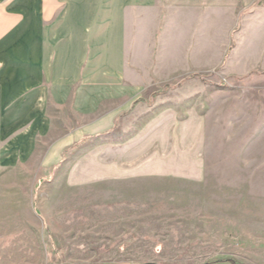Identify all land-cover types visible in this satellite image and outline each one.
Wrapping results in <instances>:
<instances>
[{
	"label": "rangeland",
	"instance_id": "obj_1",
	"mask_svg": "<svg viewBox=\"0 0 264 264\" xmlns=\"http://www.w3.org/2000/svg\"><path fill=\"white\" fill-rule=\"evenodd\" d=\"M186 3L132 0L130 94L51 107L34 156L0 165V264H264V53L234 66L264 6Z\"/></svg>",
	"mask_w": 264,
	"mask_h": 264
},
{
	"label": "crops",
	"instance_id": "obj_2",
	"mask_svg": "<svg viewBox=\"0 0 264 264\" xmlns=\"http://www.w3.org/2000/svg\"><path fill=\"white\" fill-rule=\"evenodd\" d=\"M131 2L0 0V165H16L34 156L51 131V107L71 103L76 114H92L102 103L130 94L125 87L130 85L125 84L129 76L124 9ZM186 4L206 7L205 15L217 17L223 8L264 6V0ZM263 39L252 34L244 45L249 47L246 55L235 59L241 74L254 68L255 51L264 53ZM117 109L89 124V131L99 133L112 126ZM54 150L58 154V148Z\"/></svg>",
	"mask_w": 264,
	"mask_h": 264
}]
</instances>
